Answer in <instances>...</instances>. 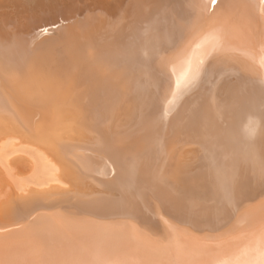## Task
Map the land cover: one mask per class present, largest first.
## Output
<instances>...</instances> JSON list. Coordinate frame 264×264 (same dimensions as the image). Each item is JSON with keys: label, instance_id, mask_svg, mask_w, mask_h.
<instances>
[{"label": "bare ground", "instance_id": "6f19581e", "mask_svg": "<svg viewBox=\"0 0 264 264\" xmlns=\"http://www.w3.org/2000/svg\"><path fill=\"white\" fill-rule=\"evenodd\" d=\"M22 164L0 264H264L263 0H0Z\"/></svg>", "mask_w": 264, "mask_h": 264}, {"label": "rangeland", "instance_id": "374dc122", "mask_svg": "<svg viewBox=\"0 0 264 264\" xmlns=\"http://www.w3.org/2000/svg\"><path fill=\"white\" fill-rule=\"evenodd\" d=\"M20 168L22 172H16L15 169H12V171L8 170V172L6 169L3 168L2 175L0 176V202L4 200L5 195L9 194V192L16 191L18 184H22L23 182V184H25L28 182V179L30 180L31 176H28L29 173H32L30 169L27 166L24 167L23 164L20 165ZM22 175L25 177H23Z\"/></svg>", "mask_w": 264, "mask_h": 264}, {"label": "water", "instance_id": "95a60500", "mask_svg": "<svg viewBox=\"0 0 264 264\" xmlns=\"http://www.w3.org/2000/svg\"><path fill=\"white\" fill-rule=\"evenodd\" d=\"M216 1H218V0H216ZM263 2H264V0H263Z\"/></svg>", "mask_w": 264, "mask_h": 264}]
</instances>
